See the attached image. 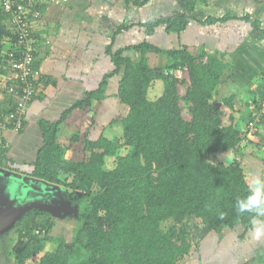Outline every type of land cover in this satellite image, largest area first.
Wrapping results in <instances>:
<instances>
[{
    "label": "trees",
    "instance_id": "1",
    "mask_svg": "<svg viewBox=\"0 0 264 264\" xmlns=\"http://www.w3.org/2000/svg\"><path fill=\"white\" fill-rule=\"evenodd\" d=\"M145 1L135 0L133 4L141 6ZM175 1L182 12L137 26L148 36L159 26L168 34L179 35L193 20L196 0ZM227 20L228 17H207L199 23L212 25ZM251 23L259 29L256 21ZM131 27L133 25L109 22L110 40L105 55L110 58L112 70L103 75L96 90L85 93L64 111L59 121L39 124L42 146L32 170L20 174L22 178L29 177L60 189L59 197L69 201L71 207L77 206L78 226L73 230L70 243L38 257L36 264H179L193 249L190 237L195 228H199V232L201 229L202 234L221 235L224 230L238 225L245 231L254 227L251 214H238L235 209L236 200L247 193L248 183L237 159L243 155L241 144L247 141L254 118L250 116L245 131L237 130L234 124L222 126L220 105L231 110L234 107L232 97L216 99L221 77L228 68L223 55L218 57L216 53L205 52L193 55L186 47L162 50L146 41L113 50L115 37ZM12 29L10 14L0 6V89L6 92L14 88L19 93L20 85L11 68L12 59L19 58L18 53L12 55L16 47ZM32 40L31 54L35 61V38ZM128 52L137 54L138 58H129L125 55ZM148 53L165 56L169 64L161 69L151 68ZM178 70L188 74L185 99L190 105L189 121L183 119L179 105L177 87L182 81L174 76ZM114 76H119L117 97L127 110L119 123L120 133L100 135L96 140L85 138L82 159L66 160V151L79 140V135L75 133L67 143H60L63 122L73 110H90L94 103L104 100L108 81ZM38 78L33 84L35 92ZM158 81L162 83V92L152 96L150 92ZM12 95L16 98L15 93ZM263 97L252 106L258 107ZM29 105L20 129L5 131L0 136L3 144L0 169L4 172L9 148L7 136L23 131ZM14 109L15 101L10 109L0 110V115H9ZM228 151L233 155L231 161L216 159ZM108 158H112L110 169H107ZM22 178L17 183L26 193L31 187L26 188ZM4 180L6 188L12 189L14 181ZM23 197L25 199V195ZM25 213L14 222L13 264H25L37 257L39 243L56 241L49 235L44 236L54 224L51 213L37 209ZM187 220H193L194 226L176 225ZM34 229L45 232L42 237L37 236ZM243 246L241 251L248 253L249 245ZM240 253L235 256L239 258Z\"/></svg>",
    "mask_w": 264,
    "mask_h": 264
},
{
    "label": "crops",
    "instance_id": "2",
    "mask_svg": "<svg viewBox=\"0 0 264 264\" xmlns=\"http://www.w3.org/2000/svg\"><path fill=\"white\" fill-rule=\"evenodd\" d=\"M134 1L66 0L60 6L38 5L37 18H30L36 44L35 66L40 73L36 88L38 94L28 107L23 131L7 136L9 148L5 170L22 177L20 173L31 171L42 146L40 122L59 121L64 111L81 100L85 93L96 90L103 75L112 70L110 58L105 55V47L110 40V21L133 25L115 37L113 50L146 41L162 50L186 47L193 55L202 52L216 53L218 57L223 55L228 68L221 77L216 99L221 101L232 97L233 109L222 104L221 111L230 112L229 125L234 124L239 131L247 130L248 120L254 114L251 106L264 95V41H261L264 39V2L196 0L193 20L183 32L168 34L164 27L159 26L148 36L142 27L137 26L138 23L182 10L175 0H146L141 6H135ZM207 17H228V20L212 25L199 23ZM254 21L259 29L252 26ZM125 55L133 60L138 56L133 52ZM146 57L151 68L160 67L166 60L165 56L154 53H148ZM118 81L119 76L108 81L105 99L94 103L90 110L75 109L66 117L60 143H67L75 133L79 135V140L70 144L66 151V160L82 159L85 138L96 140L100 135L120 133L119 123L127 110L117 97ZM14 101L15 97L10 92L0 91L1 111L10 109ZM241 104L245 107L241 108ZM234 120L240 122L232 123ZM111 123H115L114 126ZM249 131L244 143L252 142L254 137L260 138L262 134L261 130ZM25 178L30 179L29 182L33 180ZM0 184L4 185L3 180ZM252 231H245L238 225L224 230L221 235L205 234L198 249L193 247L179 264H262L264 240L255 238ZM244 244L249 245L248 253L241 251ZM239 252L241 256L238 258L235 254Z\"/></svg>",
    "mask_w": 264,
    "mask_h": 264
},
{
    "label": "rangeland",
    "instance_id": "3",
    "mask_svg": "<svg viewBox=\"0 0 264 264\" xmlns=\"http://www.w3.org/2000/svg\"><path fill=\"white\" fill-rule=\"evenodd\" d=\"M262 26L264 27V24ZM262 40L264 41L263 38H261V41ZM165 59H164L165 60L164 63L160 67L153 68V69H161L167 66L169 64V61L167 60V58ZM174 76L180 81H182L177 87L178 95L180 97L179 105L181 107V114H182L183 119L185 121H189L190 120V114H189L190 105L189 103H187L185 99V93L188 89V84H189L188 74L185 70H178L174 72ZM161 92H162V83L158 81L155 83V87L150 93H152V96L154 95L159 96ZM7 93H9V91H7ZM221 106L222 104L220 105V107ZM244 107L245 105L241 104V108H244ZM229 113L226 112L225 110H223V112L221 111V121H222V126L224 127H227L230 124V121L228 119L230 115ZM256 119H258L257 121L258 124L256 125H254L255 123L253 124V127L251 128V132L261 130L262 134L260 135V138H258L257 136L254 137L252 142L242 143L241 150H242L243 155L242 157L237 159L238 163L240 164V167L243 170V173L245 175V180L247 181V183H249V181L246 179V177L250 173L259 174L261 176H264V145H263L264 144V119H262V117L260 118L256 117ZM237 121L238 123L240 122L239 120H234L232 123H236ZM220 156H217L216 159H221ZM111 167H112V158H108L107 159V169H110ZM0 180H4V179L1 178ZM13 181L15 185L16 180H13ZM30 182L33 186V189L28 195L29 200L35 198L36 194L34 191L43 189L42 187L39 186V184L41 183L39 182L32 183V180ZM30 182L29 180H27V183L25 185L26 188H29L31 186ZM6 191L9 193L10 197L13 195L11 188L10 189L6 188L5 184L4 185L0 184V198L7 197L5 193ZM67 203L68 201H65L63 203L61 202V204L57 206V210L52 211V221L54 222L53 227L51 231L49 232V234L47 232H45L44 234V236L49 235L50 237H52L51 239H56V241L50 240V241H43L39 243L37 246L38 256L33 258L32 260L27 261L25 264H36L38 257H41L48 253L55 252L58 249L59 245L61 246V245H66L70 243L72 239L73 230L78 226V223H76L75 221V217L77 216V206L71 207ZM6 210L8 213L6 214L8 216L7 220L0 221V264H13L14 263L13 262V257H14L13 245H14V240L16 238V233L13 230L14 222L21 219L22 216H19V217L16 216L14 218L15 215H12V213H10L11 210H8V209ZM2 215H3V211H2ZM168 224L169 223H167L165 226H167ZM176 225L178 227H181V226L182 227H191V226L193 227L194 226L193 220H187L184 223L176 224ZM195 229H196L195 231L193 230L194 233L192 237H190L194 248H195L194 244L197 241L201 242V240L204 239L202 237L205 235V234H202L201 229H200V232H199V228H195ZM6 230H8L9 232L7 235H4L3 233ZM34 230L35 231L36 230L45 231L44 229H34ZM35 231L33 232L35 233ZM251 234L253 235V231L251 232ZM42 235L43 234H38L37 236L42 237ZM262 264H264V262Z\"/></svg>",
    "mask_w": 264,
    "mask_h": 264
},
{
    "label": "built area",
    "instance_id": "4",
    "mask_svg": "<svg viewBox=\"0 0 264 264\" xmlns=\"http://www.w3.org/2000/svg\"><path fill=\"white\" fill-rule=\"evenodd\" d=\"M264 2V0H262ZM41 3H47L53 6H60L66 3V0H0V6L5 13L10 14V23L12 25L13 34L16 36V50L12 55L19 54L17 60L12 59L11 68L12 75L20 85V92H15L14 88L9 92L15 93V109L11 114L0 115V136L5 131L17 132L22 123L29 102L32 101L35 95V81L40 73L35 66L33 53L32 35H31V17L37 18L38 11L36 6ZM11 55V56H12ZM254 122L250 124V128L258 121L256 117L260 118L264 115V97L259 101L258 107L252 106ZM11 125V128L7 127ZM3 144L0 140V148ZM45 231L36 230L35 234H44Z\"/></svg>",
    "mask_w": 264,
    "mask_h": 264
},
{
    "label": "water",
    "instance_id": "5",
    "mask_svg": "<svg viewBox=\"0 0 264 264\" xmlns=\"http://www.w3.org/2000/svg\"><path fill=\"white\" fill-rule=\"evenodd\" d=\"M232 152L228 151L225 152L223 154H221V158L223 159H227L229 161L232 160ZM22 178V176L18 175V174H14L11 172H4L0 169V179H10V180H16V186L13 185L12 187V191L14 193V196H11L9 194H6L7 197L5 198H0V221H4L7 220V210H11L10 213H12V215H15L14 218L16 216H21L22 214H24L25 212L31 210V209H37L39 211H45V212H49L52 214V211L57 210V206H59L61 204V202H65L63 200V198H59V194H61V190L58 188H50V185L43 183L40 181L41 185H44L43 189H39L34 191L35 192V198L32 200H25L24 199V195L25 198L28 197L29 193L32 191L33 186H30V190H28L26 193L25 191H21L20 190V183H17V180L19 181V179ZM28 178H22V181H24L25 183H27ZM30 180V179H29ZM35 182H38L37 180H32ZM8 202V203H7ZM66 204V203H65ZM69 206L70 202L68 201L67 203ZM5 206V207H4ZM3 207L5 208V210L3 209ZM2 211H3V215H2ZM11 215V214H9ZM6 216V218H5Z\"/></svg>",
    "mask_w": 264,
    "mask_h": 264
},
{
    "label": "clouds",
    "instance_id": "6",
    "mask_svg": "<svg viewBox=\"0 0 264 264\" xmlns=\"http://www.w3.org/2000/svg\"><path fill=\"white\" fill-rule=\"evenodd\" d=\"M31 35L34 38L33 29ZM246 179L249 181L247 193L236 200L235 209L238 214L249 213L253 216L254 227L252 230L254 237L259 239L264 237V176L250 173ZM220 215L223 219L224 214L221 213Z\"/></svg>",
    "mask_w": 264,
    "mask_h": 264
},
{
    "label": "flooded vegetation",
    "instance_id": "7",
    "mask_svg": "<svg viewBox=\"0 0 264 264\" xmlns=\"http://www.w3.org/2000/svg\"><path fill=\"white\" fill-rule=\"evenodd\" d=\"M59 198H61V197H59ZM2 199V198H1ZM5 207V206H4ZM3 207V209L5 210V208ZM36 210V209H35ZM26 214V213H25ZM7 218H8V216H7Z\"/></svg>",
    "mask_w": 264,
    "mask_h": 264
}]
</instances>
